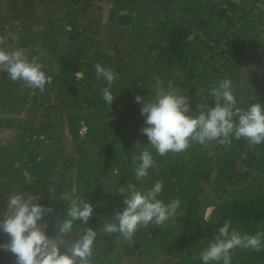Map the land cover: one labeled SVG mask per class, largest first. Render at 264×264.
<instances>
[{
	"label": "trees",
	"instance_id": "trees-1",
	"mask_svg": "<svg viewBox=\"0 0 264 264\" xmlns=\"http://www.w3.org/2000/svg\"><path fill=\"white\" fill-rule=\"evenodd\" d=\"M0 36L5 50L38 56L51 78L41 92L0 71V193L59 201L66 211L73 198L89 201L110 264L128 253L140 264H203L200 253L227 221L264 233V143L193 141L159 156L134 99H154L158 78L188 96L195 115L200 102L215 106L211 88L228 78L238 107L264 105V0H0ZM97 63L116 75L110 109ZM145 150L155 167L141 182L134 158ZM157 181L158 199L180 200L173 218L139 227L131 243L103 231L125 207L118 187L144 191ZM117 246L125 254L114 263ZM231 264H264V246L232 250Z\"/></svg>",
	"mask_w": 264,
	"mask_h": 264
},
{
	"label": "clouds",
	"instance_id": "clouds-1",
	"mask_svg": "<svg viewBox=\"0 0 264 264\" xmlns=\"http://www.w3.org/2000/svg\"><path fill=\"white\" fill-rule=\"evenodd\" d=\"M7 39V36H0V45H5ZM94 68L97 79H103L108 85L101 90V96L110 109L115 99L110 87L116 75L111 68L100 63L95 64ZM42 69L43 64L39 62L38 56L29 60L24 49L5 50L0 47V71L5 72L12 81H22L26 87L43 92L51 78ZM76 75L79 76L80 72ZM157 88L159 91L154 99L146 100L140 95H136L134 99L142 104L140 114L147 125L141 132L147 136L149 144L159 156H165L169 152H184L193 141L201 145L211 141L229 144L233 138H244L253 146L264 143V105L251 103L247 109L238 107L230 79L224 78L218 86L211 88L210 94L215 106L200 102L196 105L195 115L190 114L188 96L171 88L165 90L158 78ZM134 163V174L141 182L149 175V169L155 167L153 156L147 150L134 158ZM162 189V181H157L144 191L137 190L135 185L127 189L118 187L116 192L124 196L125 207L113 216L116 222L105 224L103 231L109 234L119 233L125 242L131 243L139 227L165 224L176 215L180 200L174 199L165 204L158 199ZM68 198L65 196V199ZM34 199H25L22 194H14L8 198V211L0 215V228L9 235L10 240L0 247L15 255L16 264H90L96 232L88 228L83 239L62 254L38 226L45 215V209L41 204L35 203ZM92 214L93 205L89 201L71 199L69 218L60 225V231L68 233L75 221L87 224ZM262 238L264 233L242 234L232 228L231 221H227L219 227L218 234L200 253V259L203 264H231L232 250L244 248L260 251L264 246Z\"/></svg>",
	"mask_w": 264,
	"mask_h": 264
},
{
	"label": "flooded vegetation",
	"instance_id": "flooded-vegetation-1",
	"mask_svg": "<svg viewBox=\"0 0 264 264\" xmlns=\"http://www.w3.org/2000/svg\"><path fill=\"white\" fill-rule=\"evenodd\" d=\"M7 196L0 193V202L3 204L8 203ZM6 202V203H4ZM35 203L41 204L45 209V215L43 219L38 222V226L41 227L45 232L52 243L59 248V251L64 254L67 250L76 242L83 239V236L88 228L94 229L92 224V218L84 224L82 221H75L72 225L71 230L68 233H62L60 231V225L67 220L68 217V210H65V207L58 201L57 203L53 201H41ZM8 208H0V215L6 214ZM60 232L63 234L62 237L60 236ZM10 237L8 234L3 232L2 228H0V245H3L9 242ZM95 242V240H94ZM92 244V254L94 255L95 243ZM108 243V242H107ZM101 244H104V241L101 240ZM109 245V244H107ZM0 264H16V257L9 251L4 250L0 247ZM90 264H94L91 262Z\"/></svg>",
	"mask_w": 264,
	"mask_h": 264
},
{
	"label": "rangeland",
	"instance_id": "rangeland-1",
	"mask_svg": "<svg viewBox=\"0 0 264 264\" xmlns=\"http://www.w3.org/2000/svg\"><path fill=\"white\" fill-rule=\"evenodd\" d=\"M5 137V136H4ZM2 137V135H0V141L4 139V141H7V138ZM2 194V193H1ZM4 195V194H3ZM6 203V202H4ZM0 208H7V204H3L0 202ZM210 210H212L211 208L209 209L208 213L210 212ZM100 237H96V242L99 243L100 242ZM104 247L103 248H98V251L100 252V254L102 255H97V253L94 252V255L92 254L91 256V262L94 264H110L109 260L107 258H104L103 255L107 254V251L104 252L107 244H111V243H107V241H104ZM99 245V244H98ZM102 246V244L100 245ZM98 247V246H97ZM120 247L117 246L114 250V254L111 255V258L113 259L114 263H116L118 261V255H124L125 251L124 250H120ZM130 252V251H129ZM144 258L143 256L140 257ZM123 260L125 261L124 264H140L141 262H139V257H137V255H134L132 253H128V255L126 257L123 258ZM149 259H145V260H141L142 262H148Z\"/></svg>",
	"mask_w": 264,
	"mask_h": 264
},
{
	"label": "built area",
	"instance_id": "built-area-1",
	"mask_svg": "<svg viewBox=\"0 0 264 264\" xmlns=\"http://www.w3.org/2000/svg\"><path fill=\"white\" fill-rule=\"evenodd\" d=\"M86 133V127H83L82 129H81V131H80V134L81 135H84Z\"/></svg>",
	"mask_w": 264,
	"mask_h": 264
},
{
	"label": "water",
	"instance_id": "water-1",
	"mask_svg": "<svg viewBox=\"0 0 264 264\" xmlns=\"http://www.w3.org/2000/svg\"><path fill=\"white\" fill-rule=\"evenodd\" d=\"M61 234H62V233L60 232V236L62 237L63 234H62V235H61Z\"/></svg>",
	"mask_w": 264,
	"mask_h": 264
}]
</instances>
